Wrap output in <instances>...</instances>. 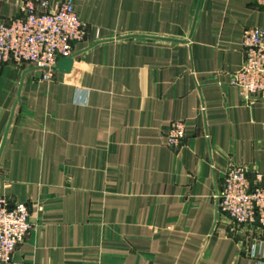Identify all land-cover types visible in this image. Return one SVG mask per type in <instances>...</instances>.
Wrapping results in <instances>:
<instances>
[{
    "label": "crops",
    "instance_id": "0c3cea01",
    "mask_svg": "<svg viewBox=\"0 0 264 264\" xmlns=\"http://www.w3.org/2000/svg\"><path fill=\"white\" fill-rule=\"evenodd\" d=\"M72 1L86 29L70 72L0 65V193L24 202L31 222L6 264H264L215 197L233 166L264 187V100L228 84L264 8ZM21 2L0 0V21ZM173 120L185 123L176 148Z\"/></svg>",
    "mask_w": 264,
    "mask_h": 264
},
{
    "label": "built area",
    "instance_id": "2783aa9c",
    "mask_svg": "<svg viewBox=\"0 0 264 264\" xmlns=\"http://www.w3.org/2000/svg\"><path fill=\"white\" fill-rule=\"evenodd\" d=\"M264 8V0H254ZM21 15L0 21V65L26 62L41 70L43 78H52L60 57L73 54V43L85 35V24L72 0H60L47 10L45 0H22ZM244 59L232 72L228 84L248 102L264 100V27H248L242 32ZM185 123L173 120L166 130V144L179 147ZM246 169L233 166L225 174L216 193L217 209L230 220L229 232L238 240L250 237L246 255L264 259V187L262 174L254 176L251 187ZM31 228L29 210L24 202L10 205L0 193V263L10 262L12 253ZM262 234V237L254 236Z\"/></svg>",
    "mask_w": 264,
    "mask_h": 264
},
{
    "label": "water",
    "instance_id": "95a60500",
    "mask_svg": "<svg viewBox=\"0 0 264 264\" xmlns=\"http://www.w3.org/2000/svg\"><path fill=\"white\" fill-rule=\"evenodd\" d=\"M73 64V54L68 57H60L56 64V69L62 73H68Z\"/></svg>",
    "mask_w": 264,
    "mask_h": 264
}]
</instances>
